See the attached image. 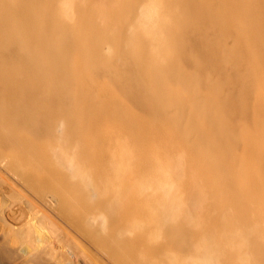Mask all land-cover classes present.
<instances>
[{"label":"bare ground","instance_id":"bare-ground-1","mask_svg":"<svg viewBox=\"0 0 264 264\" xmlns=\"http://www.w3.org/2000/svg\"><path fill=\"white\" fill-rule=\"evenodd\" d=\"M0 264H264V0H0Z\"/></svg>","mask_w":264,"mask_h":264}]
</instances>
